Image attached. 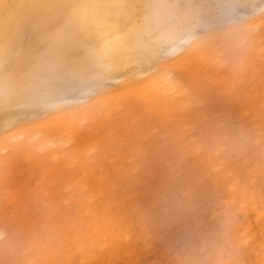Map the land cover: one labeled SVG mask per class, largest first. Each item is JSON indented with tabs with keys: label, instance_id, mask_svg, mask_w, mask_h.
I'll list each match as a JSON object with an SVG mask.
<instances>
[{
	"label": "bare ground",
	"instance_id": "1",
	"mask_svg": "<svg viewBox=\"0 0 264 264\" xmlns=\"http://www.w3.org/2000/svg\"><path fill=\"white\" fill-rule=\"evenodd\" d=\"M236 1L0 0V264H264V11L220 29Z\"/></svg>",
	"mask_w": 264,
	"mask_h": 264
},
{
	"label": "rangeland",
	"instance_id": "2",
	"mask_svg": "<svg viewBox=\"0 0 264 264\" xmlns=\"http://www.w3.org/2000/svg\"><path fill=\"white\" fill-rule=\"evenodd\" d=\"M249 1V2H248ZM254 1V2H253ZM242 2V3H240ZM243 2H244V5H243ZM237 3V4H236ZM251 5V6H250ZM255 7V8H254ZM264 0H237L235 3H232L228 5V7H226L225 9L228 11H226L225 9H223L221 12L222 14L218 15L219 18L218 21L219 22H216V24H218L219 28L220 29H226L228 25H231L232 23H240V22H243L245 19V16H250V14L253 16L254 13H258V12H263L264 9ZM230 8V9H229ZM232 10V11H231ZM253 11V13H252ZM257 11V12H256ZM248 12V13H246ZM250 12V13H249ZM227 13V14H226ZM227 16H226V15ZM237 14V15H236ZM240 14V15H239ZM245 14L244 16L241 17V15ZM256 14H254L255 16L253 17H256ZM225 15V16H223ZM258 15V14H257ZM233 16V17H232ZM252 16H250V18H252ZM229 17V18H228ZM232 17V18H231ZM244 17V18H243ZM246 17V18H247ZM249 18V17H248ZM216 19V20H217ZM230 19V20H229ZM234 19V20H233ZM238 19V20H237ZM225 20V21H224ZM228 20V22L226 21ZM221 21H223L222 23L226 24L223 26H220L222 25ZM238 21V22H237ZM232 22V23H231ZM88 93H84V92H73L69 95L71 96H74V97H77L79 99H83V97L87 96Z\"/></svg>",
	"mask_w": 264,
	"mask_h": 264
}]
</instances>
